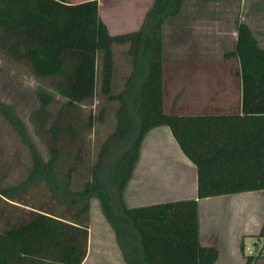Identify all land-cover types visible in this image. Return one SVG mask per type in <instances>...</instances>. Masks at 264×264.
Returning <instances> with one entry per match:
<instances>
[{"label": "trees", "instance_id": "obj_1", "mask_svg": "<svg viewBox=\"0 0 264 264\" xmlns=\"http://www.w3.org/2000/svg\"><path fill=\"white\" fill-rule=\"evenodd\" d=\"M181 2L153 0L138 29L111 35L99 17L97 0H0V51L5 57L26 62L37 78L60 77L55 91L69 106L91 100L96 89L107 100L117 102L114 127L100 145L90 177L80 190L71 192L69 188L75 166L59 176L57 160L63 157L62 149H50L45 162L32 153L30 174L51 175L62 190L76 198L69 204L79 207L69 221L33 212L26 221L1 230L0 264H81L88 235L82 221L91 197L97 199L114 230L127 264L216 261L217 250L199 241L198 200L264 190V49L240 22L234 51L229 54L238 61L236 111L165 113L161 25L178 13ZM123 44L132 70L123 89L113 94L112 47ZM36 97L39 112L45 113L53 95L38 87ZM162 126L195 168V197L129 207L122 192L138 160L141 141L149 130ZM50 127L51 140L56 143L64 130L54 123ZM68 133L72 141L74 133ZM119 147L123 150L112 158L113 149ZM73 158L79 161V152ZM107 183L116 191V210ZM0 194L12 196L10 189H1ZM257 236H264V222ZM253 259L247 255L243 264H251Z\"/></svg>", "mask_w": 264, "mask_h": 264}, {"label": "rangeland", "instance_id": "obj_2", "mask_svg": "<svg viewBox=\"0 0 264 264\" xmlns=\"http://www.w3.org/2000/svg\"><path fill=\"white\" fill-rule=\"evenodd\" d=\"M152 1L97 0L98 14L109 34L129 32L140 27ZM240 22L249 27L258 45L264 47V0H182L178 13L164 19L161 39L162 110L165 113H219L238 109V61L229 54L234 51L236 27ZM112 54L111 93L117 94L132 70V62L126 44L113 45ZM59 81L60 77H35L26 62L8 59L0 51V190L12 192L10 199L0 194V231L26 221L33 212H47L72 220L79 205L72 206L68 201L76 198L62 190L51 175L30 174L32 153L45 162L50 149H62L63 157L57 160L61 165L59 176H64L70 165L75 166L69 188L71 192L77 191L89 179L100 145L114 127L116 101L107 100L96 89L91 100L69 106L55 91ZM38 87L53 95L45 113L39 112ZM53 123L64 130L56 143L51 140ZM68 131L74 133L72 141ZM122 150L114 148L112 158ZM77 152L79 161L73 158ZM178 157L164 127L149 130L141 141L138 160L122 192L125 205L140 206L186 197L193 185L194 173L181 161L185 166L182 173L183 164ZM180 175L184 176L183 184L179 181ZM106 186L112 209L116 210V191L109 184ZM257 192L226 195L233 201L226 206L223 199L217 197L202 200L203 224L207 228L216 220L224 230L229 226L243 227L247 222L242 221L244 212L251 213L257 208L256 201L245 198L254 197ZM211 212L216 214H207ZM82 222L88 235L81 264H127L96 198H90ZM256 239L264 242V236ZM253 240L245 241L241 253L249 255V243ZM230 261L235 264L234 259Z\"/></svg>", "mask_w": 264, "mask_h": 264}, {"label": "crops", "instance_id": "obj_3", "mask_svg": "<svg viewBox=\"0 0 264 264\" xmlns=\"http://www.w3.org/2000/svg\"><path fill=\"white\" fill-rule=\"evenodd\" d=\"M263 26H264V22H263ZM255 40L257 42V46L261 49H264V47L258 45V41L256 38H255ZM239 99H240V96H239ZM155 128H158V127H155ZM155 128H153V129H155ZM173 143H174V147H176V151L179 154L178 158H179L180 162L185 161L188 165L187 166L188 169H191L194 173L193 185L190 188L191 189L190 192L187 193L186 197H182L180 199L194 198L195 193H196L195 168L182 155V153L179 151V149H178V147L174 141H173ZM181 164H183L180 167H183L182 173H184V167L185 166H184L183 162H181ZM182 173H180V174H182ZM131 176H132V174H131ZM179 181L182 184L184 183V176L183 175H180ZM242 193L249 195L250 193H253V191L242 192ZM227 197L228 196L223 195V196H218L217 198L223 199L222 201L224 202V205L226 206L227 204H229V202H233L232 200H230ZM211 198H214V197H211ZM207 199L209 200L210 198H204V199L198 200L199 241H200V243L204 246H213L217 250V252H218L217 259L213 264H234L232 261H230V259H234L235 264H243L245 261V257L247 255H244V253H241L240 247L242 246V251H244L246 240L255 239L251 243H249V244H253V245L256 242H258V240H259V239H256V237H258L257 236L258 232L261 228L262 223L264 222V190H258L257 195L254 197L252 196L249 198H245V199H248V201H256L257 202V205H256L257 208L254 209L256 211L255 216H253L254 210L251 213L247 212V211L244 212L245 215L242 217V221L247 220V222H245L246 225H244L241 228H236V227L232 228V226H229L227 229L224 230L223 227L221 228L218 225V222L216 220H213V222H211L212 224L206 228L202 222L203 217H202V212H201V202H202V200L206 201ZM236 199H239V198H236ZM236 199H235V201H236ZM177 200H179V199H177ZM170 201H172V200H170ZM212 212L207 213V214L208 215L216 214L215 212L214 213H212ZM248 219H251V222ZM253 237H255V238H253ZM251 264H264V242H263V247H262L260 253L257 256H254V259H253Z\"/></svg>", "mask_w": 264, "mask_h": 264}, {"label": "built area", "instance_id": "obj_4", "mask_svg": "<svg viewBox=\"0 0 264 264\" xmlns=\"http://www.w3.org/2000/svg\"><path fill=\"white\" fill-rule=\"evenodd\" d=\"M262 247H263V242L258 241L254 245L250 244L248 247V254L250 256H257L260 253Z\"/></svg>", "mask_w": 264, "mask_h": 264}]
</instances>
